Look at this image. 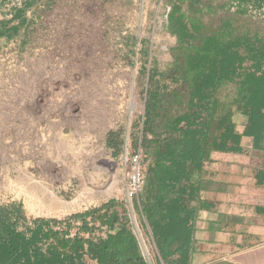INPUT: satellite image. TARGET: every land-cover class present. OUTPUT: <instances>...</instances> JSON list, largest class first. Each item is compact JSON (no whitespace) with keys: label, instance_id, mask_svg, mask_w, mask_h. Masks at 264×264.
<instances>
[{"label":"rangeland","instance_id":"rangeland-1","mask_svg":"<svg viewBox=\"0 0 264 264\" xmlns=\"http://www.w3.org/2000/svg\"><path fill=\"white\" fill-rule=\"evenodd\" d=\"M168 10L164 0H51L21 36L0 39V205L73 224L124 202L146 109L139 55L163 74L176 67ZM148 166L146 156L143 186Z\"/></svg>","mask_w":264,"mask_h":264},{"label":"trees","instance_id":"trees-1","mask_svg":"<svg viewBox=\"0 0 264 264\" xmlns=\"http://www.w3.org/2000/svg\"><path fill=\"white\" fill-rule=\"evenodd\" d=\"M15 1L11 16L0 19V39L21 36L51 3ZM164 1V27L175 36V70L163 74L148 54L138 58L147 74L141 140L149 159L147 191L138 203L154 239L178 232L174 195H182L180 184L200 166L193 156L235 152L242 136L264 141V0ZM112 145L120 152L121 141ZM73 219L28 220L19 202L0 205V264H84V232L92 264H147L127 209L115 198Z\"/></svg>","mask_w":264,"mask_h":264},{"label":"crops","instance_id":"crops-1","mask_svg":"<svg viewBox=\"0 0 264 264\" xmlns=\"http://www.w3.org/2000/svg\"><path fill=\"white\" fill-rule=\"evenodd\" d=\"M9 2L0 0V19L11 16ZM192 158L200 166L180 184L182 195H174L179 202L173 209L181 218L173 223L178 232L154 239L138 197L133 205L124 193L123 204L143 260L147 264H264V141L242 136L235 152L210 151L206 158ZM81 235V260L92 264L88 234Z\"/></svg>","mask_w":264,"mask_h":264},{"label":"built area","instance_id":"built-area-1","mask_svg":"<svg viewBox=\"0 0 264 264\" xmlns=\"http://www.w3.org/2000/svg\"><path fill=\"white\" fill-rule=\"evenodd\" d=\"M148 138L151 134L146 133ZM145 147L142 144L141 133L127 157L128 168L126 174L125 197L127 201L136 204L138 195L143 189Z\"/></svg>","mask_w":264,"mask_h":264}]
</instances>
